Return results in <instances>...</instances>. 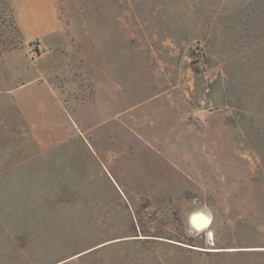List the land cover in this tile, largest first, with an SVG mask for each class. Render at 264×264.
Segmentation results:
<instances>
[{
  "label": "rangeland",
  "instance_id": "obj_1",
  "mask_svg": "<svg viewBox=\"0 0 264 264\" xmlns=\"http://www.w3.org/2000/svg\"><path fill=\"white\" fill-rule=\"evenodd\" d=\"M53 1L0 0V264H264V0Z\"/></svg>",
  "mask_w": 264,
  "mask_h": 264
},
{
  "label": "crops",
  "instance_id": "obj_2",
  "mask_svg": "<svg viewBox=\"0 0 264 264\" xmlns=\"http://www.w3.org/2000/svg\"><path fill=\"white\" fill-rule=\"evenodd\" d=\"M9 1L14 8L15 24L24 40L37 41L44 46L54 40L59 18L53 0Z\"/></svg>",
  "mask_w": 264,
  "mask_h": 264
},
{
  "label": "bare ground",
  "instance_id": "obj_3",
  "mask_svg": "<svg viewBox=\"0 0 264 264\" xmlns=\"http://www.w3.org/2000/svg\"><path fill=\"white\" fill-rule=\"evenodd\" d=\"M195 227L198 228V229L200 228L199 226H195Z\"/></svg>",
  "mask_w": 264,
  "mask_h": 264
}]
</instances>
